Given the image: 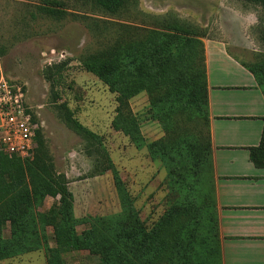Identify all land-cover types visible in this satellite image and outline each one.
<instances>
[{"label":"rangeland","instance_id":"1","mask_svg":"<svg viewBox=\"0 0 264 264\" xmlns=\"http://www.w3.org/2000/svg\"><path fill=\"white\" fill-rule=\"evenodd\" d=\"M260 12V7L243 0H128L115 14L100 8L94 0H0V72L23 86L39 124V140L28 157L44 149L54 170L65 176L73 195L72 213L78 234L89 227L93 217L113 216L126 209L134 211L149 229L167 211L189 200V195L185 200L187 193L178 181L182 170L181 174L171 175L162 159L150 157L146 145L137 146L113 128L116 95L86 71L80 59L98 50L101 42L112 40L117 24L174 32V26L181 23L196 30L206 50L210 42L226 43V34L240 35L238 17L252 20L259 18ZM255 23L242 30L248 38L247 47L224 45L241 63H252L264 52ZM149 107L145 92L129 100L146 143L163 136ZM68 117L98 134L101 144L86 141L70 127ZM57 199L46 195L37 200L30 217L35 219L39 213L48 212ZM196 227L194 230L190 225L187 233L191 240L194 233L196 241V256L190 264H221L214 229L203 224ZM38 232L46 236L49 246H54L50 224L39 225ZM203 232L207 234L205 242L200 239ZM3 237H12L9 222L3 228ZM85 244L65 255L67 264L96 260ZM0 264H47L45 247L2 259Z\"/></svg>","mask_w":264,"mask_h":264},{"label":"trees","instance_id":"2","mask_svg":"<svg viewBox=\"0 0 264 264\" xmlns=\"http://www.w3.org/2000/svg\"><path fill=\"white\" fill-rule=\"evenodd\" d=\"M127 1L94 0L110 14L121 10ZM243 1L261 9L255 33L264 49V0ZM174 27V32H167L117 24L112 40L101 42L98 50L80 60L86 71L116 95L113 128L137 146L146 145L150 157L162 159L171 175L184 172L183 179L179 176L177 180L187 193L185 200L189 195L188 202L181 201L149 229L134 211L126 209L113 216L93 217L89 227L78 234L72 213L73 195L46 151L39 149L32 158L0 151V260L44 246L47 264H67L65 255L87 243L90 253L97 257L89 264H190L196 256V241L194 233L193 240L187 236L188 227L195 230L201 224L214 229L220 254L204 43L196 30L181 23ZM242 64L264 94V52L254 62ZM140 92L147 94L151 115L163 130L161 138L148 143L129 108V100ZM67 119L86 141L101 144L98 134L76 119ZM39 134L38 130L36 143ZM249 151L250 160L264 167V125L259 145ZM191 180L196 183L191 184ZM46 195L58 197L53 208L35 219L30 217L34 203ZM7 222L12 227L11 239L3 237ZM45 223L53 228L54 246L47 244L44 234L39 235L38 226ZM200 239L205 242L207 234L203 232Z\"/></svg>","mask_w":264,"mask_h":264},{"label":"crops","instance_id":"3","mask_svg":"<svg viewBox=\"0 0 264 264\" xmlns=\"http://www.w3.org/2000/svg\"><path fill=\"white\" fill-rule=\"evenodd\" d=\"M248 19L238 17L240 35L205 45L221 264H264V167L250 160L249 151L261 140L264 94L253 74L224 49L247 47L242 30L258 23L257 16Z\"/></svg>","mask_w":264,"mask_h":264},{"label":"built area","instance_id":"4","mask_svg":"<svg viewBox=\"0 0 264 264\" xmlns=\"http://www.w3.org/2000/svg\"><path fill=\"white\" fill-rule=\"evenodd\" d=\"M39 124L22 85L0 72V151L28 157L36 143Z\"/></svg>","mask_w":264,"mask_h":264}]
</instances>
